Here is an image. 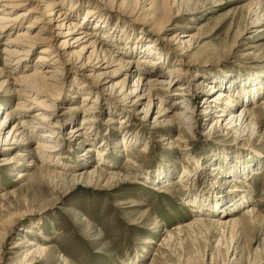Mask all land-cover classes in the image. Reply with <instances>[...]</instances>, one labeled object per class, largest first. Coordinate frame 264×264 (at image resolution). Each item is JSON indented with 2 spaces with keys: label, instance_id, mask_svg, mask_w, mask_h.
<instances>
[{
  "label": "rangeland",
  "instance_id": "1",
  "mask_svg": "<svg viewBox=\"0 0 264 264\" xmlns=\"http://www.w3.org/2000/svg\"><path fill=\"white\" fill-rule=\"evenodd\" d=\"M68 1L61 0V5L57 8L68 7ZM79 1L80 5H77V8H80L81 12L76 21L80 23L84 11H91L95 6L101 14L99 16L101 22L114 36L112 43L109 41L107 44L113 55L119 54L120 50L128 45H131V49H138L137 45L143 49L148 44H155V36H149L144 29H138L145 16L155 12V8L163 2H169V0H134L132 5H125L120 3L122 0H107L101 3L93 0ZM257 3L260 4V8L264 7V0H192L189 4L184 2L181 5L182 10L190 6L196 8L171 18L167 29H173L167 35L170 37L175 34H196L195 28L206 20H211V31L198 34L197 45L189 53L185 52V55L182 54L181 49H177L178 46L170 48L168 43L160 40L154 46L155 54H159L158 57L164 60L157 68L167 74L166 76L173 69L188 70L189 65L185 64L190 59L193 61L190 67L191 73L186 77L175 78L171 89L161 93V96L167 93L171 98L178 99L180 96L177 92L180 87L191 88L189 95L182 98L181 102L179 99V104L171 108L172 113L168 114L170 116L182 112L184 116H189L193 109L195 114L191 117L190 128L183 127L184 125L169 128L156 125L153 123L157 110L154 107L151 116L149 115L144 122H136L135 125L128 127L125 134H117L116 131L120 126L117 124L111 126L109 124L111 122H106V117L112 116L116 119L126 118L127 115L132 117L133 110L123 106V98L130 91L139 71L133 69L131 77L130 75L126 77L118 67H110L108 71L113 72L109 77L110 81L125 87L124 96L110 97L109 92L96 91L98 101L96 95L91 94L87 102L82 103L86 93L78 94L75 88L78 86L91 88L88 85L90 79L85 77L88 72L78 71L73 76L71 72L61 70L58 92L62 100L59 99L56 103L55 114H52L54 119L39 120L41 126L34 127L33 131L50 128L56 135L59 132V138L62 135L66 138L69 129L78 125L82 119V114L69 116L66 110L68 102L72 103L69 106L78 108V112H83V107L92 108L99 117L94 131L99 143L103 140L106 145L111 143L109 149H116L118 152L109 153L111 156L109 162L113 161L115 167L102 166L101 170L120 173L127 176L128 181L120 179L119 182L117 179L111 184L104 180L100 183L93 181L90 185H87L86 181L61 187L52 185L45 169L69 174L82 172L83 169L79 167L72 170L66 168L71 164L69 159L75 162L81 157L91 158L87 171L99 165L98 160L93 159L96 157L95 152H86V148L91 145L88 142L90 140H87L90 137L79 138L75 143L67 145L68 148L64 147L63 152L53 153L58 154V158H62L59 159L60 161L66 159L63 163L65 167L50 168L40 159L34 143L23 145L20 149L11 148L9 150L12 151L0 152V159L11 157L17 152L22 155L17 165L3 167L0 164V193L11 191L18 193L17 197L0 201V209L2 206L6 207V211L3 210L0 216L2 226L0 232L4 237L1 240L3 248H0V252H3L1 255L3 260L0 264H19L28 242L37 247L48 248L51 252L52 259L48 260L44 256H34L35 260L43 262L40 264H131L137 258L140 259L137 260V264H151L154 258L157 259L154 264H222L227 257L230 258V263L234 264H264V112L259 115V127L256 126V134L252 136L250 133L241 134L237 130L228 131L215 127L210 129L219 114L215 109H211L212 113L208 115V121H205V114H200L201 111L204 112L203 102L208 97L215 98L217 92L225 91L222 87H217L207 95L202 92L205 89L203 83L209 86L218 85L223 78H238V80L241 78L245 83L252 80L253 84L258 86L264 84V23L250 28V22L256 18ZM26 9L28 7H22L14 14ZM262 14V17L258 16L260 20H264V10ZM153 15L159 14L153 13ZM34 16L36 15L19 24L21 28L31 22ZM40 27V25L36 26L35 32ZM87 29L90 33H96L102 30V26L100 25V29L93 27ZM14 34L0 41V51L4 48L2 42L12 39ZM39 51L40 49L34 50L30 61L36 60ZM3 56L4 54L0 53V69H2ZM128 58L136 68L139 56H126L125 60ZM148 63L141 61L139 65L150 67ZM33 68L27 70L31 72ZM150 76H147V80ZM94 80L90 82L93 86L98 79ZM3 81L5 78L0 79V88ZM153 87L158 88L155 85ZM235 99L239 98L236 96ZM0 101H3L5 106V110L0 112V123L5 119L7 121L4 123L6 130L0 136L2 140L19 119L13 114L18 111L17 103L25 101L16 97L8 99L3 95H0ZM95 101L97 105H94ZM170 102L163 104V107L170 108ZM263 103L264 92L249 104H245L254 109L257 104L259 106L264 105ZM184 106L188 107L187 112L185 109L182 110ZM241 106H244V103L235 107L233 113H237ZM31 110L26 117L23 116L29 121L32 120L37 109ZM66 120H71V125L65 124L61 130L52 129L65 123ZM134 135H141V138L130 147L116 148L115 143L112 142L113 140L117 143L128 142ZM148 138H154L155 141ZM170 142L173 144L172 147ZM142 147H145L147 152L141 154L139 151ZM226 155L241 156L235 159L245 168H257L258 171L256 169V172L250 175L241 176L240 173H235L230 177H220L214 165L221 166ZM126 158L132 162L130 165L125 164ZM228 161L230 159H226V162ZM18 173H25L29 177L38 176L41 183L40 181L35 183L31 179L17 181ZM235 180H239L237 181L239 183ZM240 180L243 182L240 183ZM214 183L224 187L231 194L248 195L250 203L241 206L236 213L223 218L217 214L210 215L208 210L204 213H195L192 210L195 199L213 200L210 197L213 195ZM247 207L255 210L256 221L247 220L251 224L243 232L225 226L222 228V241L217 243L218 232L221 230L218 224L225 220L229 221L228 218H240L243 212L247 211ZM8 212L16 215H10ZM18 216L20 217L17 219ZM195 218L213 219L214 234H202L196 228L182 231L179 236L178 234L175 236L174 233L168 252L163 257L158 256L159 258L154 255L167 232L173 233L174 229L191 223ZM32 228L35 235L24 233ZM15 246L19 247L15 249ZM233 248L234 253L231 254Z\"/></svg>",
  "mask_w": 264,
  "mask_h": 264
},
{
  "label": "bare ground",
  "instance_id": "2",
  "mask_svg": "<svg viewBox=\"0 0 264 264\" xmlns=\"http://www.w3.org/2000/svg\"><path fill=\"white\" fill-rule=\"evenodd\" d=\"M93 1L101 3L107 0ZM133 1L134 0H122L120 3L132 5ZM68 2V7L58 9L57 7L61 5V0H0V41H3V39L15 32V36L13 38L11 37L12 39L7 42H2L4 48H2L0 53L4 54V56L2 57L0 79L5 78V81L1 83L2 88H0V95H3L8 99L12 97L22 98V100L24 99L25 101L18 102L16 105L18 111L13 112V114L15 116L17 115L19 119H17L13 129L9 130L6 136L3 137L4 139L2 138V140H0V152H4V150L12 151L9 150L11 148L20 149L23 145L34 143L36 145V149L39 151L40 159L50 168H55L58 166H64L63 163L66 162V159L64 158L63 161H60L59 159L61 157L58 158L59 155H54L53 153L56 151L63 152L65 150L64 147L68 148L67 145L75 143V141L79 138L87 139V137H90L87 140H90L88 142L91 145L86 148V152H95L96 157H93V159L96 158V160H98L97 164L99 165H94L95 167L92 170L87 171L86 168L87 165L91 163V158L83 159L81 157L76 159L75 162H72V159H69L71 164L66 166V168L72 170L73 168L79 167L83 169L82 172L69 174L45 169V173L51 179L52 185L54 187H61L67 184L77 185L78 183H84L85 181L87 182V185H90L93 181L95 183H100L104 180L106 183L111 184L113 180L117 179H119V182L120 179L122 181H128V177L120 173L101 170L102 166H105L106 168L115 167L113 161L109 162V160H111L109 153L115 154L118 152L116 149H109L108 146L111 143L106 145L104 140L102 143H99L97 134H94V131L97 128V119L99 117L96 116L94 111H92V108L83 107V112H78L79 109L75 106H69L72 105V103L68 102L66 110L68 111L69 116L71 117L73 115V117H75L76 115L82 114V119L79 121L78 125L69 129L67 134L68 136L66 138L65 136L63 137V135L59 138V132L56 135V133L51 132L50 128L38 129L36 132L33 131L34 127L41 126V122H39V120L47 121L52 118L54 119L52 114H55V107H57L56 103L59 99L62 100V97L58 92L61 84V70L71 72L73 76L77 74L78 71L82 73L88 72L85 77L86 79H90V82L91 80L95 81V78L98 79L95 86L88 81V85L91 88H87L85 86H78L77 88L74 87L78 94L86 93L84 95L85 97L82 98V103L87 102L91 94H95L97 97L96 100L98 101L96 91H105L106 93L109 92L108 95L110 97H115V95L118 97L124 96L125 87H123L120 83H113L110 81L109 77L113 74L112 71H108L110 67H118L120 72H124L126 74V77H129V75L131 77V74L135 71V69L136 72L139 71L136 79L132 82L130 91L123 98V106L133 110L132 117L134 118H132L131 115H127L128 117L123 119H116L112 116L106 117V122H111L109 123L111 126L115 124L120 126L119 128L117 127V134H125L128 127H131L132 124L135 125L136 122H144L149 115L151 116L154 107L157 109L155 112L156 116L153 118V123H156V125L166 128L184 125L183 127L186 126V128H190L192 121L191 117L195 114L193 109H191V115L189 116H184V113L182 112L172 114L170 116L168 114L172 113L170 110L171 108H174L177 104H179V99L181 102L182 98L189 95L191 88L186 86L180 87L177 92V95L180 96L178 99L171 98L167 93L161 96V93H165L167 90L171 89L175 78H181L183 76L186 77L187 74L191 73L190 67H192L193 61L190 59V61L185 64L189 65L188 70L185 71L183 69L181 71L179 68L173 69L170 71L168 76H166L167 74L163 71H159L161 69L157 68L162 62H164V60H162V57H158L159 54H155L156 48L154 46L157 45V41L160 40L168 43L170 48L171 46H178L177 49H181L182 54L185 55V52L189 53L194 49L195 45H197L198 41L196 40L198 34L211 31V20H206L200 23L195 28L197 32L196 34H175L169 37L167 34L173 28L170 30L167 29V25L169 23L168 21L175 16L178 17L183 12L188 13L196 7L193 8L190 6L185 10H182L181 5L184 2L189 4L192 0H169V2H163L159 7L157 6L155 8V12L153 11V13L159 15L154 16L151 12L148 16H145L141 20V25L138 29H144L147 35L155 36V44H148L143 49L139 47V45L136 46L138 49H131V45H128L127 47H123L119 54L113 55L109 47H107V44L109 41H113L112 38H114V36L110 34L106 25L101 22V18H99L101 15L99 10L94 6L91 11H84L81 21L82 23H79L76 19L80 17L79 12H81V10L80 8H77V5H80V1L69 0ZM259 6L260 4L257 3L256 18L250 22V28L258 27L264 23V20H260V17L263 15L262 12L264 7L261 6L262 8H260ZM22 7H28V9L21 10L14 14L15 11L21 9ZM33 15L36 16L32 18L31 22L21 28V25L19 24ZM259 15L261 16L258 17ZM46 17H48V19L45 20ZM39 25L41 26L40 29L35 32V27ZM100 25L102 26V30L96 33H90L87 29L88 27L100 29ZM36 49H40V54L37 56L36 60L30 61L31 55ZM127 51L128 53H126ZM134 55L135 57L139 56V60L137 61L138 63H136L138 66H136V68L133 67L135 64L131 62L130 58L125 60L126 56L133 57ZM141 61L143 63L149 62L148 65L150 67L140 66L139 62L141 63ZM30 67H34L31 72L27 70ZM145 68H148L149 70ZM148 75L151 76L147 80ZM154 85L158 88L153 87ZM203 86L205 89L202 90V92L207 93V95H210L209 93L215 91L217 87H222L225 90L217 92L215 98H209L206 95L208 98L205 102H203L202 107L205 108L203 109L204 112L201 111L200 114H205V121H208V115H211L212 113L211 109H215L219 112L216 116L217 120L215 124L211 125L210 129L215 127L228 131L237 130L241 134L250 133L251 136L256 134L255 128L256 126L259 127V115L264 112V105L261 104L258 106L257 104L254 109H251L249 105L245 103L249 104L251 100L260 96L264 92V84L258 86L257 84H253L252 80L245 83L241 80V78L239 80L238 78H223L219 81L218 85L214 84L209 86L203 83ZM234 94L239 99L234 100L236 97L233 96ZM225 99L228 101H225ZM168 100L171 101L170 108L163 107V104L169 103ZM97 101L94 102V105L98 104ZM184 101L186 100L184 99ZM243 103L244 106H241L237 113H233V109ZM4 107L3 101H0V112L5 110ZM31 109L37 110L32 116V120L29 121L25 117L30 111H32ZM183 109L187 112L188 107L184 106L182 107V110ZM6 115L8 116L9 114ZM138 115H142V117H138ZM68 120L52 129L61 130L65 124L71 125V120ZM5 122H7L6 119L0 123V136L6 130V125L4 124ZM103 123L105 124V121H103ZM90 129L91 133H89ZM139 138H141V135H134L133 137H130L128 142L117 143L114 140L112 142L115 143L114 146H116V148L118 146H121V148L130 147L136 144L139 141ZM148 139L155 141L154 138ZM171 144L172 142H170V146ZM102 146H104V148ZM139 152L143 154L147 152V149L142 147ZM21 157V153L17 152L11 157H3L0 159V164L3 167L17 165L19 164L18 161ZM240 157L241 156L238 155L233 157L226 155L225 158H223L224 160H222L223 163L220 161L221 166L214 165V169L217 171L218 176L225 178L227 176L230 177V175L235 173H240L241 176L242 174L250 175L252 172L255 173L257 168L247 169L237 159H235ZM226 159H230V161L226 162ZM217 161L219 162V160ZM131 163L132 162L126 158L125 164L130 165ZM99 168L100 170H97ZM25 179H31L35 183L40 181L39 183H41V179L38 176L29 177L25 173L17 174V181H24ZM237 181L239 180H235L236 183H239ZM242 182L243 181L240 180V183ZM108 184L106 185L108 186ZM212 192L213 195L210 198H213V200H194L192 210H194L195 213H204L208 210L210 215L217 214L223 218L229 214L236 213L241 206L250 203L248 195L231 194L224 187L217 185L216 183L212 185ZM17 196L18 193L15 191L0 193V201L9 200L10 198ZM207 204L209 205L208 207ZM249 208L250 207L246 208L247 211L243 212V215L240 218H228L227 220L229 221L225 220L218 224L219 229L221 228V230L218 232L219 238L216 241L217 243L222 241V228L225 226H229L231 229H237L238 231L243 232V230L251 224V222H247V220L256 221L257 217H255V210L250 208L249 211ZM5 209L6 207L3 208L2 206V209H0V216L3 210L6 211ZM9 214L16 215L15 213ZM19 217L20 216H18L17 219ZM212 220L213 219L195 218L191 223L174 229L173 233L167 232L164 239L159 244L160 248L155 251L154 255L159 258L160 256L163 257V255L168 252L173 237L172 235H174V233L175 236L176 234L179 236V233L182 231H190L196 228V230H200L202 234H214V224L212 223L214 221ZM1 227L2 226L0 224V231H2ZM4 229L6 230V227ZM33 229L34 228L26 230L24 233L28 235H35ZM2 236L3 234L0 232V248H3V241L1 240H3L4 237ZM18 245L20 246V244ZM19 246H15L14 248L17 249ZM26 248V251L21 256L19 264L43 263L42 261L39 262L35 260V255L44 256L46 260L49 258L52 259L51 252L48 248H43L42 246L37 247L31 242H28ZM2 253L3 252H0V263L1 260H3V257L1 256ZM228 253L229 252L227 251V254ZM232 253H234V248L231 254ZM137 260L140 259L137 258L132 261L131 264H137ZM156 260L157 259L154 258L151 261V264H154ZM230 261V258L227 257L222 261V264H234L230 263Z\"/></svg>",
  "mask_w": 264,
  "mask_h": 264
}]
</instances>
